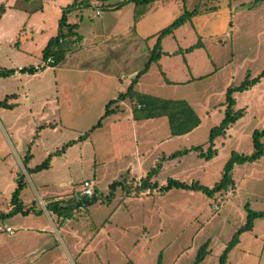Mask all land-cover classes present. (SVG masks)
Returning a JSON list of instances; mask_svg holds the SVG:
<instances>
[{"label":"rangeland","instance_id":"rangeland-1","mask_svg":"<svg viewBox=\"0 0 264 264\" xmlns=\"http://www.w3.org/2000/svg\"><path fill=\"white\" fill-rule=\"evenodd\" d=\"M3 1L5 0H0V4ZM29 1L26 13L16 12L17 18H21V23H15L14 27L10 28L8 18L1 22L6 33L16 38V42L23 40L21 38L25 34L37 35L39 32L33 23L39 24L40 20L46 26L48 33L57 30L63 7L72 0ZM105 2L115 4L125 0H105ZM156 2L160 5H155L154 8H164L158 13L167 16L166 23L161 29L172 24L186 10L191 12L196 6L201 5V13L187 21L177 29L178 31L176 30L177 32L174 31L172 35L162 40L164 58L152 64L145 82L149 81L157 88L153 95L158 94L164 99L188 100L202 118V125L190 136L171 138L172 142L165 144L164 149L180 151L189 150L192 145H201L204 147L203 152L206 153L211 130L219 126L224 118L228 88L239 86L248 75L254 79L264 72V1L255 3L254 0H158ZM40 5L43 9L33 10L35 6ZM212 7H217L216 11H205ZM97 10H102L104 16L93 19ZM79 12L86 25L95 27L108 17L111 9L103 10L97 6H90L82 7ZM31 16L33 17L31 21H25ZM4 24H6L5 28ZM160 30L156 31V34ZM156 40L151 44L155 45ZM191 46L195 47L194 52L189 53L187 49ZM143 49L147 51L146 44ZM15 51V47L10 46L9 40H3L0 50V69L6 71L11 69L9 67L7 69L6 66L16 62ZM33 51L35 55L40 54L36 50ZM25 57L32 59L34 55H25L21 58L18 55L17 63ZM146 61L144 57L139 58L131 62L128 67L137 66L140 71ZM47 77L51 79L53 76L49 74ZM1 78L0 101L6 97L5 90L10 92L19 89L17 81ZM163 78L171 81L169 85L166 84L168 86L164 87L165 89L159 87V82L163 81ZM32 85L41 88L42 84L37 80ZM53 93L54 89H51L49 96ZM43 96L38 93L37 98L31 103H39ZM234 97L237 100L235 110L245 109L247 113L245 112L243 119L232 125L225 135L216 138L214 149L217 150V154L214 158L209 161L205 157L200 158L198 151H190L184 156L173 159L161 158L160 162L165 164L163 170L160 172V169L158 172L157 180L160 184L163 185V181L167 184L168 179L173 178L187 184L197 182L213 187L221 180L223 168L232 152L242 155L253 153V132L264 129V76L251 90L236 93ZM12 102L15 103L14 110L0 108V205L3 203L1 207L4 208L8 207L12 193L18 187V182L14 180L15 176L17 173L24 174L23 165L28 151L33 155L30 164L28 163L29 167L39 165L45 160V151L34 144L35 138L33 133L31 134L38 117L29 118L24 114L28 112L25 102L21 100ZM163 123L167 125V132L163 130L158 134L161 140H165L166 136L170 138L167 120H163ZM12 124L14 132L9 129ZM44 136L43 139L50 143L49 148L53 149L57 143L56 137L50 130H47ZM127 138H130L129 142L135 149L134 139L131 136ZM262 143L264 144V138ZM127 146L128 149L121 147L117 153H129L132 147L129 144ZM59 147L61 148L62 145ZM151 148L152 150L148 149L147 153L152 151L154 153L148 161L147 168H155L159 156L156 145L153 144ZM117 161L119 160H114L111 164L114 163L115 166ZM64 174L62 173V179ZM79 174L78 171L72 174L76 177L73 181L76 193L80 191L83 179L88 178ZM44 180L49 183L51 179L48 180L46 176ZM234 181L236 184L234 190L217 194L213 198L207 197L202 192L173 188L165 193L152 191L146 195L134 190L131 198L124 200L120 186L115 187L112 190L110 203L102 204L97 201L77 211L74 218L77 222V224L74 222V226L79 233L78 238L84 239L86 243H90L89 237L99 232L97 245L101 254L97 260L92 250L86 252L88 263L194 264L200 248L208 243L209 253L199 264H218L220 255L246 222L245 205L248 204L253 211L264 210V157L255 162L236 165ZM36 187H39L36 178L25 177L21 199L28 206L37 199ZM59 188L48 187L51 196L46 197V200L51 201L49 198H53L52 195L72 192ZM109 188L108 185L102 187L105 199L111 192ZM232 190L235 192L234 197ZM101 195L99 199H102ZM215 203L220 207L216 208ZM6 224L13 225L10 220H6L1 222L0 226ZM240 242V245L230 251L226 264H264V219L256 220L254 229L243 233Z\"/></svg>","mask_w":264,"mask_h":264},{"label":"crops","instance_id":"crops-1","mask_svg":"<svg viewBox=\"0 0 264 264\" xmlns=\"http://www.w3.org/2000/svg\"><path fill=\"white\" fill-rule=\"evenodd\" d=\"M74 1L68 2L63 8L72 5ZM80 1L88 2L89 0ZM88 3L89 7L97 6L103 10L109 8L111 12L100 25L95 27L88 26L84 23L79 16L81 14L79 12L81 8L73 11L68 16V24L77 25V29L75 30L76 35L66 40L65 48L67 49V54L65 60L57 67H51V64L47 65L48 60L46 62L44 61L43 51L49 41L58 35V28L54 32L48 33L46 26L40 20L39 24L33 23L37 32H39L37 35L33 30L32 32L35 36H28L24 33L25 36L21 38L23 40L16 42V38L6 33L1 22H3V19L8 18V27L10 28L14 27L15 23H21V18H17L16 12L26 13L30 1L8 0L7 2L5 0L0 4H5L6 6V11L0 18V50L5 39L9 40L10 46L13 45L16 50V62L11 66H6V68H13L15 74L6 77V79H12L19 84L18 90L10 92L5 90L4 92L7 93L4 100L13 97V99H9L8 101L9 104H13V108L7 110L15 109V103L12 101L21 100L27 104L28 112H24V114L29 118L38 117L35 129L31 131V134L33 133L35 138L34 144L45 151V160L39 165L30 167L28 165L33 155L31 151H28V155L25 157V165H23L24 174L17 173L14 178L16 182L21 181L23 184H25V177L30 178L33 176L38 181L39 187L35 188L37 199L30 206L25 204L21 199L26 208L33 207L35 212H31L25 216L18 214L8 219L12 222V226L9 224L0 226V264H89L86 259L87 257H85L86 252L89 250H92L96 255L95 259L98 260L99 254H101L99 245H97L99 243V232L89 237L88 240H90V243H86L84 239H79V233L74 226V222H76L74 218L77 211L82 210L85 206H90L87 204L93 197H97L98 201L102 204L110 203V198H108L110 193L105 199L102 187L108 185L109 188L114 183L124 182L125 189L123 186H120L124 200L131 198L133 195L132 191L134 190L145 194L146 189L141 190L142 181L154 169L151 167L147 168L148 161L154 153V151L147 153V150L149 149L151 151L153 144L156 145L159 156L156 160L157 164L155 167L161 165V172L165 163H161L159 159L169 157L179 151H175L174 149L166 151L163 146L168 142H172V139L185 138L194 132L192 131L184 136L173 137L170 131V138L166 136L165 140H161L158 138V134L163 130L167 132V125L163 123V120L166 119L169 126L168 119L162 117L136 121L133 118V102L130 100L114 105L113 108L117 111L104 118L102 124L92 130L105 114L106 105L110 101L117 99L121 93H125L137 74L141 71L138 70L137 66L129 68L128 66L131 62L143 57L147 60L146 63L149 61L151 50L154 47L151 43L157 39L156 31L164 26L167 16L158 13V11L164 8H154L155 5H160L159 2H154L148 7L147 12L140 18L139 22L135 24L134 3H129L120 9L114 8L120 2L109 4L105 0H91ZM35 7L33 8L34 11L38 8L43 9L41 5ZM97 11L100 12L99 16H96ZM97 11L93 15V19L104 16L102 10ZM32 18V16L28 17L25 21L29 22ZM5 26L6 24H4V28ZM144 44H146L147 51L143 49ZM33 50H36L40 54L35 55ZM191 52H194V50L189 53ZM31 54L34 55L32 59L25 57L18 61L19 64L17 63L18 55L21 58V56L24 57L25 55L29 56ZM163 58L162 54L160 60ZM29 68L38 71L34 74L20 72L22 69ZM150 70L151 67L146 74L139 78L135 86V91L139 94L162 98L158 94L153 95L157 88L149 81L145 82ZM126 72H129V74L126 75ZM49 74L53 76L51 79L47 77ZM1 80L3 79L1 78ZM37 80L41 82V88H36L32 85ZM169 83L171 81L163 78V81L159 82V87L165 89L164 87L168 86ZM51 89H54V93L49 96ZM38 93L44 95V98L39 103H31L37 98ZM186 101L189 102L188 100ZM245 112L247 113L246 110ZM200 119L201 126L202 118L200 117ZM9 129L13 131V124L9 126ZM47 130H50L56 137L55 141L57 143L53 149L49 148V141L43 139ZM90 130L92 131L89 133V137L82 139L81 137ZM128 136L134 139L136 143L135 149L132 147V143L129 142L130 138H127ZM127 144L132 147L129 149V153L118 154L117 151L121 147L128 149ZM61 145L62 147L60 148L59 146ZM66 145L65 150L58 154L57 152L62 151ZM142 145L147 148H143ZM198 146L192 145L188 149ZM50 155H53L50 167L46 170L35 172L34 170L42 165ZM114 160H119L117 161L118 163H115V166L114 163L111 164ZM20 163L22 162L20 161ZM76 171L80 173L79 175L88 176V178L83 180L90 181L94 189V196L84 199V203L74 198L76 190L73 188V181H75L76 177L72 176V174L73 172L76 173ZM47 173L50 174L46 175ZM62 173H65L64 179H62ZM178 174L174 175L176 176ZM46 176L48 180L51 179L49 183L44 180ZM157 177L158 174L152 177L151 182L157 183L158 188L151 190L160 193L159 189L166 184H164V181L162 182L163 185L160 184ZM232 177L234 181V170ZM118 179L121 180L118 181ZM174 180L180 181L178 179ZM180 182L185 183L184 181ZM235 185L234 181L233 188L231 189L234 190ZM54 186L60 187L59 189L64 188L68 191L72 190L74 195L71 194L72 192L68 194L64 193L65 195H52L53 198H49L51 201H47L46 199L51 196L48 193V187L52 188ZM213 187L209 186V188ZM231 193L232 197H234L235 192L233 191ZM69 194L71 195L69 196ZM100 194H102V199H99ZM54 202L62 203L61 207L67 210L64 215L59 217L48 209L49 205ZM9 204L7 208H4L1 207V205H4L2 203L0 205V212L8 213L10 210ZM74 205H77V207L74 208ZM1 222L3 221H0V225ZM7 228L11 229V233L7 232ZM240 243L239 241L237 246Z\"/></svg>","mask_w":264,"mask_h":264},{"label":"trees","instance_id":"trees-1","mask_svg":"<svg viewBox=\"0 0 264 264\" xmlns=\"http://www.w3.org/2000/svg\"><path fill=\"white\" fill-rule=\"evenodd\" d=\"M158 0H128L122 3H118L114 6L115 9H120L126 6L129 3L135 4V15H134V22L135 24L139 22L140 18L147 12L148 7ZM264 0H254L255 3H259ZM89 2V1H88ZM87 1H80L75 0L72 5H69L66 8H63L62 17L59 20L58 25V35L52 38L46 48L43 51V59L46 62L49 58L53 59V63L51 67H57L61 64L66 57L67 49L65 48L66 40L69 37H74L76 35L75 30L77 29V25L68 24V16L75 10H79L82 7H89V3ZM217 7H212L206 9L205 11H216ZM6 11L5 4L0 5V18ZM201 13V5H198L193 11H185L182 16L176 19L172 24L168 27L162 29L160 32L157 33L156 43L151 50V55L149 61L145 64L144 68L137 74L136 78L132 81L131 85L129 86L128 90L125 93H121L117 99L110 101L106 105V111L103 117L101 118L100 122L92 128L95 129L102 124V120L112 114H114L117 110L113 108L114 105L118 104L119 102H123L126 100H130L133 102V118L136 121L142 120H150L156 118L166 117L169 122L171 135L173 137L184 136L196 128H198L201 124V119L194 110V108L187 102L186 100H168L162 99L158 97H153L150 95L139 94L135 91V86L141 78L142 75L146 74L151 64L158 62L163 54L161 42L162 40L168 36L172 35L174 31L179 29L183 26L187 21H190L193 17ZM195 47L189 48L187 51H192ZM38 70H34L33 68L29 69H22L21 73H28L34 74ZM15 74L14 70H0L1 77H9ZM247 76V78L236 87H229L226 94V110L225 116L220 123L219 126L213 128L210 133V137L208 139V150L207 152H203V147H193L189 150H181L176 153H173L169 156V159L177 158L180 156H184L185 154L189 153L190 151H198L200 157H205L207 160H212L214 156L217 154V150L214 149L215 140L219 136H223L226 134L227 130L234 124H236L241 118L244 117L245 109H240L238 111L235 110L236 106V99L234 94L239 92H245L251 90L255 85L260 82L261 77L264 76V72L260 77H256L251 79ZM9 99H13V97L6 98L4 101L0 102V108L12 109L13 104H9ZM90 130L82 139H86L89 137V133L92 131ZM264 138V129L263 130H255L252 135V144H253V153L251 155H242L237 152H232L230 158L226 162L221 180L214 185L213 188L205 187L200 185L199 183H192L191 185H187L183 182L176 181L174 179H168L167 184L159 189L161 193H165L173 188L183 189V190H190V191H198L205 194L207 197L213 198L216 194H224L228 192L231 188H233L234 181H233V170L236 165L244 164L246 162H255L261 159L264 156V144L262 143V139ZM64 146L62 151H58L57 153H62L65 148ZM53 155H50L47 160L40 166H38L34 171L39 172L46 170L50 167L51 158ZM161 169V165H157L149 174L148 176L142 181L141 190H145L150 188L155 190L158 188L157 183H152L151 179L155 175L158 174L159 170ZM117 186H123L125 189L124 182L114 183L110 187V195L108 198H112L113 189ZM24 189V184L20 181L18 182V187L12 194V199L10 202V210L8 213L0 212V221H6L8 219L13 218L18 214L28 215L31 212H35L33 207L26 208L21 201V193ZM98 201L97 197H93L89 200L87 205H93ZM60 202L51 203L48 209L59 217L66 213V209L61 207ZM245 211L247 213L246 223L238 230V232L234 235L232 240L228 243L226 249L222 252L219 257L218 264H226L228 255L232 249H234L240 241V236L245 232H250L254 228V222L257 219L264 218V210L263 211H253L249 208V205H245ZM209 253L208 251V243L204 244L203 247L200 248L198 252V256L194 264H199Z\"/></svg>","mask_w":264,"mask_h":264},{"label":"built area","instance_id":"built-area-1","mask_svg":"<svg viewBox=\"0 0 264 264\" xmlns=\"http://www.w3.org/2000/svg\"><path fill=\"white\" fill-rule=\"evenodd\" d=\"M99 15H100V12L97 11V15L96 16H99ZM52 63H53V59L49 58L48 61H47V65L52 64ZM151 192H152L151 189H146V191L144 193L145 194H150ZM93 196H94V189H93L92 183L90 181H84L82 183L81 191L79 193H76L74 195V198L77 201H80V202L84 203L85 202L84 199L91 198ZM215 206H216V208H219V204H216ZM7 232L11 233V229L7 228Z\"/></svg>","mask_w":264,"mask_h":264},{"label":"water","instance_id":"water-1","mask_svg":"<svg viewBox=\"0 0 264 264\" xmlns=\"http://www.w3.org/2000/svg\"><path fill=\"white\" fill-rule=\"evenodd\" d=\"M77 207V205H74V208H76Z\"/></svg>","mask_w":264,"mask_h":264}]
</instances>
